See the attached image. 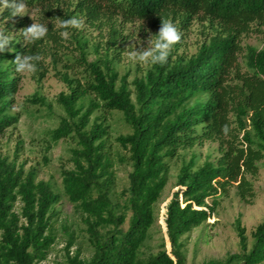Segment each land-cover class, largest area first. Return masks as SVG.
<instances>
[{
	"label": "trees",
	"instance_id": "obj_1",
	"mask_svg": "<svg viewBox=\"0 0 264 264\" xmlns=\"http://www.w3.org/2000/svg\"><path fill=\"white\" fill-rule=\"evenodd\" d=\"M46 36L26 44L21 34L0 53V135L18 121L12 111L20 73L15 55L39 54L47 39L60 37V20L79 17L98 31L99 41L87 47L80 31L77 62L81 78L66 71L54 75L66 90L56 95L63 115L50 131L51 141L68 139L71 167L61 169V192L37 168L25 169L16 157L0 155V264H40L55 241L53 221L62 196L73 204L84 225L90 255L66 248L60 264H185V236L210 218L218 198L235 185L244 198L264 157V46L241 43L253 23L264 24V0H26ZM4 27L21 30L26 15L0 19ZM149 20L159 30L163 20L175 23L181 39L165 65L145 68L131 80L117 69L122 21ZM194 20L203 37L193 52L179 51L183 34ZM59 28V29H57ZM105 38V39H103ZM94 57L88 60V56ZM38 66L39 61L37 62ZM41 76L43 74L41 73ZM34 103L43 101L36 95ZM98 112V113H96ZM119 112L128 127L112 137L107 114ZM227 126L228 132L223 131ZM218 142L214 159L197 162L192 152L182 158L177 189L165 205L166 236L149 247L157 203L168 180L169 162L181 151ZM18 150V147H17ZM129 166L126 184L117 191L116 164ZM209 200V201H208ZM128 220L127 227L122 225ZM240 252L204 264H258L264 261V217L255 226L248 247L244 228L235 222ZM74 241L68 234L67 247Z\"/></svg>",
	"mask_w": 264,
	"mask_h": 264
},
{
	"label": "rangeland",
	"instance_id": "obj_2",
	"mask_svg": "<svg viewBox=\"0 0 264 264\" xmlns=\"http://www.w3.org/2000/svg\"><path fill=\"white\" fill-rule=\"evenodd\" d=\"M26 11L28 26L32 22H38L34 8L26 9ZM7 21L9 18L0 19V27H3V22L5 25ZM55 25L57 27L59 24ZM119 28L121 36L117 41L120 46L117 69L119 74L128 72V79L131 80L136 74L143 72L146 67L142 64L129 62L127 60L128 50L131 47L137 50L146 47L149 35H154L158 29L149 20L141 19L122 21ZM202 30V23L199 20H194L184 31V45L179 51L193 52L196 44L203 37ZM10 31L11 35L22 33L21 30L13 28ZM60 31L58 30L59 33ZM77 31L88 38V48L101 39L98 31L88 27L84 22L80 29H70L66 39L61 36L55 40L47 39L39 51L40 67L38 66L37 71L33 74L20 73L19 75L18 88L12 102V111L19 115L18 121L14 126L7 128L3 135H0V155L8 156L9 159L16 157L18 162H24L25 169L31 166L36 167L37 179L50 181L58 192H61L62 189L61 169L71 167L69 157L73 143L63 138L55 143L51 141L49 130L56 127L60 116L64 114L55 98L60 91L66 90L65 83L57 78L54 72L57 70L66 71L69 75H75L78 78L84 76L83 69L77 62L80 48L72 36ZM22 39L24 40L23 36ZM240 40L243 45L263 47L264 24L253 23L251 29L241 35ZM93 57L94 54H90L88 60ZM34 95L38 96L43 103H34L29 100ZM107 117L110 124L112 148H115L116 143L112 137L127 132L128 127L123 123L119 112L108 113ZM217 147V141H205L202 145L182 150L179 158H174L169 162L168 180L157 203V214L152 227L151 239L147 242L150 246L142 248L145 252L156 250L155 246L161 237L164 238L166 250H170L163 217L165 216V205L172 192L177 189L174 183L182 158L188 159L194 152L197 155L198 163L207 158L214 159L219 153ZM128 170L129 166L126 164H116L117 191L126 184ZM247 178L251 181L253 192L251 196L246 195L242 198L236 186L230 185L227 191L219 196L214 214L186 234L184 238L185 264H204L208 260L224 259L230 254L240 252L239 237L235 227L237 219L244 228L248 247L251 245V233L264 217V157L259 162L257 173L254 176L247 175ZM56 208L59 214L53 221L55 241L46 259L40 264L62 263L65 259L66 248L70 253L79 248L81 255L88 257L90 249L86 243L84 225L79 215L74 211L73 204L65 196H62ZM127 223L128 220L122 227L126 228ZM70 232H73L74 241L68 248L67 238ZM258 264H264V261Z\"/></svg>",
	"mask_w": 264,
	"mask_h": 264
},
{
	"label": "clouds",
	"instance_id": "obj_3",
	"mask_svg": "<svg viewBox=\"0 0 264 264\" xmlns=\"http://www.w3.org/2000/svg\"><path fill=\"white\" fill-rule=\"evenodd\" d=\"M26 0H0V13L5 9L8 10L9 16L23 15L26 11ZM83 26V21L76 16L68 17L59 21L60 36L68 38L70 29H80ZM49 28L45 23L32 22L29 26L22 28V36L26 44H33L36 41L44 38L48 33ZM12 32L4 27H0V53H3L7 48L11 52L13 48L8 47L10 42L15 43ZM181 39V32L177 25L170 20H163L159 30L154 35H149L147 46L140 48H130L127 53V60L142 64L146 68H151L154 65H165L168 62L172 48ZM40 60L39 54H24L17 52L13 61L15 71L22 74H33L37 71ZM225 133L228 132L227 126L223 127Z\"/></svg>",
	"mask_w": 264,
	"mask_h": 264
},
{
	"label": "water",
	"instance_id": "obj_4",
	"mask_svg": "<svg viewBox=\"0 0 264 264\" xmlns=\"http://www.w3.org/2000/svg\"><path fill=\"white\" fill-rule=\"evenodd\" d=\"M163 218L165 219V216ZM164 225H165V222H164ZM165 231H166V227H165Z\"/></svg>",
	"mask_w": 264,
	"mask_h": 264
}]
</instances>
